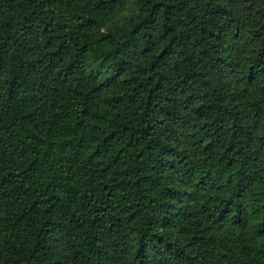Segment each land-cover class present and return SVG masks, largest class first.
<instances>
[{"label": "trees", "instance_id": "16d2710c", "mask_svg": "<svg viewBox=\"0 0 264 264\" xmlns=\"http://www.w3.org/2000/svg\"><path fill=\"white\" fill-rule=\"evenodd\" d=\"M0 264H264V0H0Z\"/></svg>", "mask_w": 264, "mask_h": 264}]
</instances>
